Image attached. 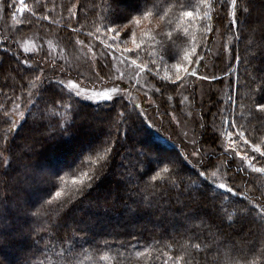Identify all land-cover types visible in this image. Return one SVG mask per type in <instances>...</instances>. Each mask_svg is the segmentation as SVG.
<instances>
[{
  "label": "trees",
  "instance_id": "trees-1",
  "mask_svg": "<svg viewBox=\"0 0 264 264\" xmlns=\"http://www.w3.org/2000/svg\"><path fill=\"white\" fill-rule=\"evenodd\" d=\"M201 1L183 0L187 4L184 10H191ZM12 2L0 0V8ZM223 2L225 0L204 2L209 5L216 3V7L203 6V13L208 12L213 19L200 21V37L203 40L199 45L195 43V33L191 30L184 34L186 28L180 23L178 10L170 11L166 21L151 17L145 20L137 13L142 7V0H112V3L110 0H25L30 9H35V15L20 13L14 8L0 10V50L11 46V55L0 53V105L7 106L8 120V123L3 122L4 110L0 108V148L7 146L9 141L14 145L11 155L0 151V238L3 239L0 259L5 264H253V261L264 264V256L259 254L264 248L260 239L264 235V214L261 212V208H264V172L250 170L245 164L241 166L237 163L239 159L225 148L231 149L223 138L230 131L222 123L225 117H213L218 108L228 105L230 115L227 119H232L234 113L247 135L264 150V120L251 118L255 112L252 100L260 95L259 88L264 82V23L261 22L264 19V0H249L250 10L253 8L257 15L251 19L249 12L242 17L246 22L240 25L239 30L235 26L229 29L231 8L220 10V3ZM77 5H82L78 13L79 23L73 16V13H77ZM243 6L244 0H239V7ZM129 15L139 18L140 23L134 25L129 35L114 47H129L128 42H131L128 49L134 51L126 56L145 69L150 67V74L146 72V81L155 85L154 89L161 83L175 80L172 64L183 63L185 52L196 46H199L200 59L205 65L200 67V74L203 75L206 68L209 79L202 81L199 76L185 77L174 90H164V96L158 93L159 98L155 95L148 101L140 93V108L130 104L127 106L124 98L118 100L116 106L103 100L77 98L63 83L61 89L60 85L51 88L47 80L43 85L36 81L28 82V74L23 69L39 62L34 61L35 54L23 49L21 41L24 34L44 31L53 32L57 37L53 40L43 34L40 38V43L43 44L45 39V43L52 42L55 46H49L54 47L50 52L42 49L40 66L43 67L51 62L50 57L58 55V46L61 49L63 46L72 48L74 40L79 50L77 42L88 45L92 35L109 43L110 34L104 29L105 18L120 22ZM44 16H49V20H43ZM159 24L164 25L165 31L171 30L173 34L179 32L184 37L182 42L174 45L175 59L164 63L160 62L158 38L138 40V35H145V32L151 34ZM141 26H145L142 32L137 30ZM210 27H214L215 31L210 33V44H205L204 38L209 35ZM133 33L136 43L142 45L139 50L133 43ZM217 37L225 42L228 51L226 64L212 54ZM237 54L241 60L234 58ZM17 56L21 60L28 59V65L18 63ZM59 61L56 60L58 65L66 69H72L75 65L73 61L67 60L63 65ZM229 63L230 69L225 67ZM192 67L199 65L193 64ZM18 73L25 76V87H22ZM166 73L171 78L166 77ZM212 73L223 79L214 81ZM47 76L57 80V76L51 72ZM253 79L255 83H251ZM237 82L241 85L240 99L229 104L230 99L237 95ZM126 85L132 90V85L127 82ZM42 88L48 90L43 95L39 91ZM165 91L171 93L165 94ZM189 95H193L192 102ZM61 97L64 106L57 109ZM159 99L160 104L157 103ZM180 102L184 103V108ZM18 103L27 106V109L21 120L16 122L11 118V113ZM121 103L127 106V112L120 106ZM169 103L181 114L191 108L190 120L196 131L195 142L203 141L202 147L197 143L198 148L203 149L205 159L211 156L213 165L206 170L196 171H206V182L212 185L210 188H206L197 178L187 162L169 165L180 167V174L184 177L183 193L171 187L172 178L168 173H161V177L152 179L157 165L177 160L178 155L181 159L188 156L179 142L163 133L165 129L161 131L158 124L154 127L147 120L158 110L163 114L165 109L168 110ZM94 109L99 115L93 113ZM201 110L207 111L205 120L208 123V131L203 136L200 134L204 132L200 122ZM122 113L128 117L123 123ZM140 113L147 115L138 117ZM170 117L167 112L162 119L170 120ZM91 118L101 121L100 125L103 122L111 123L106 134L101 131L96 140L84 143V134L93 124ZM57 123L61 125L60 128H56ZM13 126L18 130H13ZM138 126L141 133L133 131ZM53 130L55 133L49 135ZM213 130L219 137L216 145L209 142ZM230 137H236L235 131ZM141 142L172 155L173 159L161 155L153 157L158 154L154 147L143 151ZM113 143L115 147L108 153L106 149ZM243 146L246 153L259 156L251 152L250 146ZM225 152L229 155L226 156ZM140 153L142 159L138 158ZM89 157H105L108 160L98 179L90 182L85 178L84 185L88 187L79 193L77 189L81 185L74 184L73 180L80 175L77 167ZM233 159L235 162L229 168V162ZM245 163H251L255 169L261 168L264 167V158ZM217 166L222 167L220 170L233 193L218 190L215 179L207 176ZM238 166L242 170L238 171ZM89 170V167L83 169L85 172ZM187 171H190L189 178H186ZM165 179L168 180L167 186L164 185ZM56 191H60L59 197H55ZM188 192L193 194L194 200L188 199ZM201 192L204 195H200ZM106 198L110 199L107 201ZM65 201L68 203L65 204ZM241 208L253 210L248 214L241 212ZM217 213L223 217L224 226L219 225ZM69 247L70 262L63 255Z\"/></svg>",
  "mask_w": 264,
  "mask_h": 264
},
{
  "label": "snow or ice",
  "instance_id": "snow-or-ice-1",
  "mask_svg": "<svg viewBox=\"0 0 264 264\" xmlns=\"http://www.w3.org/2000/svg\"><path fill=\"white\" fill-rule=\"evenodd\" d=\"M110 3H112V0H110ZM80 7H82V5H77V13H73V16H75L77 23H79V20H80V17L78 15ZM186 7H187V4L184 3L183 0H161V2H157V0H142V7L137 13L140 14L145 20L151 17L153 19H158L159 21H166L168 20L170 11H177V10L180 13V19L181 20L187 19L190 23L197 21V20L202 21L204 19H207L208 21H211L213 19V16L210 15L208 12H204L203 16H201V13L199 10H196V11L184 10ZM204 7L206 8L216 7V3H212L211 5H209L208 3H205ZM12 8H14L17 12H20V13L29 12L32 15H35V9H30L28 4L25 3V0H18V4H17V0H13L11 4H7L6 7H2L0 8V10L8 11L9 9H12ZM226 8L233 9V11L230 13L232 19L229 22V29L235 26L237 30H239L240 25L246 22L242 20L241 18L246 17L247 14L249 13V9H250L249 0H244L243 8L239 7V0H225V2L220 3V10H225ZM105 19L107 22L104 24V29L107 34H110V38H109V43L107 45H104L102 49L104 63L101 64V62L97 60L96 69L95 70L90 69V71H93L95 79L100 80V81H103L104 79H108L111 76V71L110 70L105 71V69L108 67V64L110 63V61H108V57L116 56L117 49L114 48V45H119L120 42L129 35L131 28L134 25L140 23V19L137 17H133L132 15H129L125 21H120V22H116L109 18H105ZM43 20H49V16H44ZM168 27L170 29L171 25L169 24ZM213 31H215L214 27H210L208 29L209 35L205 36L204 38L205 44H210L211 42L210 33ZM187 32H188V29H184L185 35L187 34ZM132 35H133V43L136 46V50H139L142 47V45L136 43L135 38H134L135 33H133ZM145 36L150 37L152 40H157L158 38V44H159V47L161 48V54H160L161 63H164L166 60L171 61L175 59L174 45L177 42H182L184 39V37L179 32H176L175 34H173L171 30L165 31L163 24H159L157 28L152 30L151 34H149L148 32H145ZM10 47L11 46L0 50V53L4 55H11ZM133 51H134L133 49H128V48L120 49L119 53H120L121 60L127 63L126 54L133 53ZM234 58L236 60H241V57L238 54L235 55ZM16 59L18 60V63L23 64V65H28V59L21 60L19 59L18 56L16 57ZM217 59H219V56H217ZM183 61H184L183 63H173L172 64V67L175 69V80L166 82V83H161L160 86L155 89L156 92H159L162 95L164 90H174L175 87L177 86V83L178 82L182 83L185 77L195 78L199 76V78L202 81L209 79V74L207 73L206 68H205V73L203 75L200 74V67H205V65L203 64L202 59H200V54L196 48H192L190 52H185ZM135 63L136 61L132 60V64H135ZM193 64H197L199 65V67L193 68L192 67ZM0 67H2V65H0ZM225 67L230 69L231 64L229 63ZM65 70L69 72L72 71L71 68H67V69L61 68L57 62L52 61L50 63H46L43 67H41L39 63L35 64L34 66L25 67L23 69V72L28 74V82L30 84L32 83V81H36L39 84L43 85L44 82L47 80L48 86H50L51 88L55 85H60L61 89H63L62 82L60 80H54L48 77L47 73L51 72L53 76H56L58 72L62 73ZM141 71L147 72L148 74H150V67L148 69L141 68ZM221 71H224V69H221ZM37 72L39 74H37ZM18 75L20 76L22 87H25L26 85H24L23 83L25 76L21 75L20 73H18ZM211 77L216 82H220V80L223 79V77H216L215 73H212ZM255 82H256L255 79L251 81V83H255ZM112 83L115 85V83L117 82L113 81ZM119 83H120V87L123 88L124 87L123 81L121 80ZM71 86L72 88H76L75 96L77 98L81 97V89L86 88V85H82L81 87L78 88L75 83H72ZM231 87H232V81L229 75L230 90H231ZM240 87L241 85L239 84V82H237L236 84L237 95L236 97L230 99L229 104H234L236 100L240 99V96H239ZM113 90L115 91V88H113ZM39 91L41 92V95H43V93L47 92L48 90L46 88H42V89H39ZM259 93L260 95L258 97H254L252 100V103H254V106H255V112L252 114L251 118L257 121L264 120V82H262L260 85ZM29 99H31V97H29ZM88 99H91V98H88ZM96 99L97 101L103 100L105 102L115 104L116 106L118 100L119 101L123 100V96H110V95H107L106 93H98L96 94ZM52 102L54 104L56 103L55 98H53ZM59 103L61 107L64 106L62 97ZM217 103L218 101L214 102L213 106H215ZM120 106L124 108L125 112H127L126 105L121 103ZM0 108L4 110V116L2 118L3 122L8 123L7 106L0 105ZM137 115L138 117H141V116H146L147 114L140 113ZM163 115L167 116L166 109L164 110ZM229 115H230V112H229L228 105H225L224 108L222 109L218 108L217 112L213 113V117H216V116L225 117L222 123L228 126V129L230 130L229 136H232L233 131H235V136L238 137L245 146H250L252 153L259 154L258 157H254L250 153H246L241 158V166L243 165L245 161H250L252 159L259 160L261 158H264V150H262L259 146H257L253 142V139L247 135L246 131L244 130L243 125L239 123L238 117H236L233 113L232 119H227ZM121 117H122L121 119L122 123L128 119V117L124 115L123 113L121 114ZM148 118L151 119V117H148ZM214 123H215V120H213V124ZM60 127L61 125L57 123L56 128H60ZM201 127L203 128L204 132L200 134L203 136L204 133L208 131V123L207 122L203 123ZM13 130L17 131L18 128L13 126ZM52 133H55V130L49 132L48 134L51 135ZM218 139L219 137L216 136V133L213 130V132L211 133L209 142L213 145H216ZM196 143L202 144L203 141L202 140L197 141ZM13 146L14 145L12 144V142L9 141L7 146L0 148V151L7 152L9 155H11ZM114 147H115V144L113 143L110 147L106 149V151L108 153H111ZM224 154L226 156L229 155L228 152H225ZM235 155L240 156V152H237ZM107 160L108 159H105V157H98L96 159H92L91 157H89L86 160L82 161L81 165L77 167V171L80 172V175L77 179L73 180L74 184L81 185V187L77 189L79 193H83L85 191V188L88 187L87 185H84L85 178H87L90 182L99 178V176L105 170ZM177 161H179V163ZM185 162L191 165L194 171V174L197 175L198 179H201V182L205 184L206 188L212 187V185L206 182V171H198V172L196 171L197 169L206 170L207 168L212 167L213 165L211 162V156H208L207 159H205V155L203 154V149L197 148L195 145H193V151L191 152L190 156H185L183 159H181L180 156L178 155L177 160L166 161V162L161 163L163 167H160L161 164L157 165L154 171L156 174L152 177V179L156 180L158 177H161V173H168L169 177L172 178L171 187L176 188L178 191L183 193L184 192V177L181 176L180 174L181 173L180 167H169V165L185 164ZM234 162H235L234 159L230 160L229 168L231 167V164ZM92 165H95V167L94 168L91 167ZM241 166H238V171L242 170ZM85 167H89L90 170L87 172L83 171ZM251 167H252V164L248 163V168H251ZM157 168L159 169L158 171H157ZM255 171L264 172V167L257 168L255 169ZM60 179H63V178L60 177ZM164 185L165 186L168 185L167 179L164 180ZM218 190H225L226 193H233V189L231 187L226 188L225 184L218 185ZM236 191L238 192V190ZM221 194H225V193L222 192ZM60 195H61L60 191L55 192V197H59ZM200 195H204V193L201 192ZM187 197L190 200L195 199V197L193 196L191 192L187 193ZM70 199L71 198H69V200ZM47 203L51 204L52 201H48ZM64 203L66 204L68 203V201H65ZM252 210H253L252 208H241L240 209L241 212H246L248 214H250ZM261 212L262 214H264V208H261ZM216 215L219 220V225L224 226L225 222L223 220V217L220 216L219 213H217ZM213 223L215 224L216 220H214ZM257 227L260 228L261 225H257ZM260 239H261V243L264 244V235H262ZM2 243H3V239L0 238V244ZM197 248H199V245L197 246ZM70 251H71V247H69L63 253L65 258L69 262L72 259V257L68 255ZM259 254L264 256V248H262ZM0 264H5V261L3 259H0ZM253 264H255V261H253Z\"/></svg>",
  "mask_w": 264,
  "mask_h": 264
},
{
  "label": "rangeland",
  "instance_id": "rangeland-1",
  "mask_svg": "<svg viewBox=\"0 0 264 264\" xmlns=\"http://www.w3.org/2000/svg\"><path fill=\"white\" fill-rule=\"evenodd\" d=\"M209 1L210 0H202L200 3L196 4V6L193 7L191 10L193 11L199 10L200 13H203L204 2H209ZM219 1L221 2L223 0H219ZM17 3H18V0H17ZM231 10L232 9H230V12H232ZM249 12L251 13L250 15L251 19H253L257 15V12H254L253 8L252 10L249 9ZM200 21L201 20H197V21L190 23L187 19L180 20L181 25H183L186 29L191 30L193 33H195V41H196L195 43H197L198 45L201 43V40H203V37H200V33H201L200 26H199ZM262 21L264 23L263 18L261 22ZM137 30H140V32H142V30H145V26H141V29H137ZM43 34L46 35L44 37L52 38L53 40L57 39V37L53 34V32L42 31L41 33L34 32V33L24 34L22 36V41H21L24 47L23 49L26 52H31L35 54L36 57L34 58V61L39 62L40 65H41L40 60H41L42 49L46 48V50H49L50 52V51H53L52 48L55 47L52 42H50L49 44L47 42L45 43L46 41L45 39H44L43 44L39 42ZM218 36H220V34ZM142 39L146 40L147 38L145 35H138V40H142ZM107 42L108 40H104L101 37H98L97 35L95 36L92 35L90 37V41L88 42V45H84L82 42H79V41L77 42V46L80 47L81 50L76 49L75 40L72 42V48L63 46V49H61V47L59 48L58 46V55L53 56V58L50 57L51 62L52 61L56 62V60L59 59L60 60L59 63L63 65L64 62H67V60H69V61L75 62V65L73 64L72 71L70 72L68 71L66 73L67 70L63 71L64 74L63 72L62 73L58 72L56 74L57 76L56 79L60 80L63 84H65L66 88H69L74 93L76 91V88H72L71 86L72 83H75L78 88L81 87L82 85H86V88L81 89V97L86 98V99L91 98L88 100H92V101H97L96 94L106 93L107 95H110V96H123V98L127 102V106L128 104H130V105H135L136 107L140 108L142 106L141 102L138 100V98L140 97V93H142L141 95L143 97L147 98V101L151 100L153 97H156V96L158 97V95L156 94H158L159 92L155 91L154 89L155 85H152V84L150 85L149 83H147L146 81L147 73L141 71V68L145 69V67H143L138 62H136L135 64H132L131 58L127 56H126L127 63H125L120 58L119 50L123 48H129L131 45L130 41L128 42L129 47L128 46L127 47H123V46L114 47L117 49L116 56L108 57V61H110V63L108 64V67L110 66L109 70H111L110 78L104 79L103 81L96 80L95 78H93L94 73L93 71H90V69L92 70L96 69L97 60H99L100 62L101 60H104L103 55H102V49L104 45L108 44ZM216 42L217 43H215L216 46L213 48L212 54L215 59H217V56H219V59L221 58L222 61L224 60V63L226 64V62L228 61V51L226 49L225 42L222 40L221 37H217ZM49 46H54V47L51 48ZM73 46L75 47V49L73 48ZM93 46L95 47L96 50L93 48ZM198 47L199 46H196L194 48L199 50ZM190 51L191 50L188 49L186 52H190ZM262 56H264V51L262 53ZM61 68H65V67H61ZM107 68L105 69V71H108ZM166 77L171 78V76L168 75V73H166ZM121 80L123 81V84H124L123 88L120 87L119 82ZM113 81L117 83H115L114 85L112 83ZM126 82L132 85L133 87L132 90L129 89V86L126 85ZM113 88H115V91L113 90ZM168 93H171V91H165V94H168ZM161 96H164V95L162 94ZM189 96H190L189 100L190 101L193 100L192 99L193 95H189ZM159 102H161L160 99L158 100L157 103ZM57 105H58L57 109L61 108L60 104H57ZM180 106L184 108V103L180 102ZM198 107L199 105L197 104L196 108L198 109ZM26 109H27V106L24 107L18 103L16 106H14L12 110L13 112L11 113V118L13 117V119L16 120V122H18L23 117L24 113L26 112ZM167 109H168L167 112L169 113V115H171L170 120L168 119L166 120V118H164L166 120L165 121L164 119H162L163 114L159 110L157 112H154L155 115H153L151 119L148 118L147 120H149V122H151V124H153L154 127H156V124H158L161 128L160 129L161 131L165 129L163 133L169 136L171 140L179 142L186 149L188 156H190L191 152L193 151V145H195L198 148V144L195 142L196 131H194L192 122L190 120V118L192 117V112H190L191 108L188 112H183L181 114V112H178V111L176 112L175 107L172 106L171 103H169ZM92 111H94L93 113H95L96 116L97 114L99 115L98 112H95V109ZM189 112L191 113V116ZM206 113H207L206 110H201V114H202V119L200 120L201 124L206 122L205 120L206 119L205 117L207 116ZM32 114L34 116L35 113L33 112ZM85 119L88 120V118H85ZM91 122H93V124L88 128L87 134H84V138L82 139L83 141H85L84 143H87V142L91 143L92 141L96 140V138H98V136L100 135L101 131L103 132V134H106V132H108V126L111 123V121L103 122L102 125H100L101 121H93L92 118H91ZM133 131L135 132L137 131L138 133H141L139 132L140 126L134 127ZM223 138L226 141L227 145L231 147L230 149L227 146H225L226 150L231 151L232 154L234 153L233 154L234 157L239 159V162L237 163L241 164V158L243 157V155L246 154V152L244 151L246 150L245 149L246 147L243 146L242 141L239 138L230 137L229 135H226V137H223ZM76 145L78 147L79 144L76 143ZM200 146L202 147V144H200ZM123 147L124 148L126 147V143L123 144ZM141 147L143 151L145 149L154 147V150L158 153L153 156L155 158H158L157 156L161 155L164 157L168 156V158L173 159L172 155L167 154L166 152H163L162 150L158 148H155V146L153 145L141 142ZM142 150H140V152ZM125 151H123L124 153L122 152L124 155H126ZM126 152H128V150ZM237 152H240V156L235 155ZM203 154L205 155L204 152ZM139 155L140 156L138 158L142 159V156H141L142 153H140ZM244 164L245 166H248L245 162L243 163V165ZM221 168H222L221 166L220 167L217 166L215 171L209 172L207 176L213 180L215 179L216 181L214 180V183L217 186L220 184H225L227 188L228 184L225 179V174H223L222 170H220ZM255 168L256 167L253 165L251 168H248V169L255 170ZM53 170H55V168H53ZM50 171H52V169ZM186 173H187L186 178H189L191 176L190 171L189 172L187 171ZM109 199L110 198H106L107 201Z\"/></svg>",
  "mask_w": 264,
  "mask_h": 264
}]
</instances>
